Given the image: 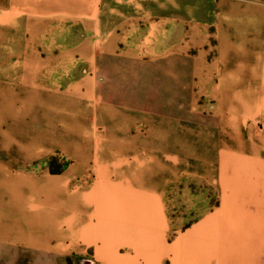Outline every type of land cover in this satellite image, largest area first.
<instances>
[{
    "label": "crops",
    "instance_id": "crops-1",
    "mask_svg": "<svg viewBox=\"0 0 264 264\" xmlns=\"http://www.w3.org/2000/svg\"><path fill=\"white\" fill-rule=\"evenodd\" d=\"M240 98L264 108V0H0V264H264ZM190 182L218 201L176 230Z\"/></svg>",
    "mask_w": 264,
    "mask_h": 264
},
{
    "label": "rangeland",
    "instance_id": "rangeland-1",
    "mask_svg": "<svg viewBox=\"0 0 264 264\" xmlns=\"http://www.w3.org/2000/svg\"><path fill=\"white\" fill-rule=\"evenodd\" d=\"M257 99L259 98H240L242 101L241 103H244V108L247 110L246 112L243 113L239 111V113L223 114L230 117L232 116L234 122L240 126L238 134L235 135L239 140V146H229L230 149H232L231 151L248 155L249 160H253L252 156L255 154L261 155V157L264 154V108ZM199 100L200 102L204 100L203 110L200 114H204L214 120L216 115L213 107L214 99L202 97ZM240 107L242 108L241 105ZM195 115L197 114L193 112L191 115L192 118L195 117ZM236 116L237 118L235 120L234 118ZM66 162H68V160L64 159L63 163ZM217 201V192L214 189L210 187L203 188L200 184L193 182L185 184V187L175 185L166 193L168 212L172 219V226L176 230L181 229V226L185 222L191 221L201 211H204ZM10 253L13 259L9 264H84L79 257L53 259L49 256L20 247L11 248ZM93 263L94 262H92V264Z\"/></svg>",
    "mask_w": 264,
    "mask_h": 264
},
{
    "label": "trees",
    "instance_id": "trees-1",
    "mask_svg": "<svg viewBox=\"0 0 264 264\" xmlns=\"http://www.w3.org/2000/svg\"><path fill=\"white\" fill-rule=\"evenodd\" d=\"M49 163H50V165L53 164V163H54V158H51ZM52 171H53V172H54V171L59 172L60 169H59V168H57V169H53V168H52ZM194 218H196V217H194ZM189 222H190V221H189ZM189 222H185V223L181 226V229L184 228V227H186V226L189 224Z\"/></svg>",
    "mask_w": 264,
    "mask_h": 264
},
{
    "label": "water",
    "instance_id": "water-1",
    "mask_svg": "<svg viewBox=\"0 0 264 264\" xmlns=\"http://www.w3.org/2000/svg\"><path fill=\"white\" fill-rule=\"evenodd\" d=\"M90 264H92V262L90 261Z\"/></svg>",
    "mask_w": 264,
    "mask_h": 264
}]
</instances>
